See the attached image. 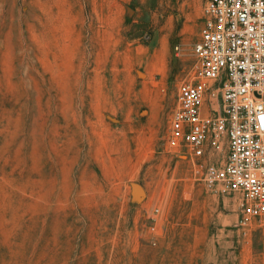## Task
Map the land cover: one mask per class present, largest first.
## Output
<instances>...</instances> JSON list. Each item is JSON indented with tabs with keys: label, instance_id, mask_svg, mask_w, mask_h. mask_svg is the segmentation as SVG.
I'll return each mask as SVG.
<instances>
[{
	"label": "rangeland",
	"instance_id": "obj_1",
	"mask_svg": "<svg viewBox=\"0 0 264 264\" xmlns=\"http://www.w3.org/2000/svg\"><path fill=\"white\" fill-rule=\"evenodd\" d=\"M209 1L0 0V264H264L170 144Z\"/></svg>",
	"mask_w": 264,
	"mask_h": 264
},
{
	"label": "built area",
	"instance_id": "obj_2",
	"mask_svg": "<svg viewBox=\"0 0 264 264\" xmlns=\"http://www.w3.org/2000/svg\"><path fill=\"white\" fill-rule=\"evenodd\" d=\"M194 51L196 72L180 89L170 144L209 159L210 194L240 193L264 222V0H210ZM223 139L221 166L211 154Z\"/></svg>",
	"mask_w": 264,
	"mask_h": 264
}]
</instances>
